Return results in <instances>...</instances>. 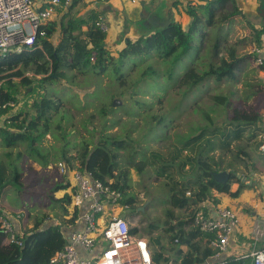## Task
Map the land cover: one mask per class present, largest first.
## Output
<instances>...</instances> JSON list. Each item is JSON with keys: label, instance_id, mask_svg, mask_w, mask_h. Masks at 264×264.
I'll use <instances>...</instances> for the list:
<instances>
[{"label": "trees", "instance_id": "trees-1", "mask_svg": "<svg viewBox=\"0 0 264 264\" xmlns=\"http://www.w3.org/2000/svg\"><path fill=\"white\" fill-rule=\"evenodd\" d=\"M63 1L61 0L60 6L55 8L57 19L40 26L39 30L44 36L36 37L31 48L0 56V101H12L16 104L19 96L28 100L23 102V110L11 114L0 127V147L13 148L26 140L29 151L41 154L35 145L48 132L41 131L39 126L45 123L43 127L48 128V115L55 109V103L47 96L45 86L55 82L56 79H66L69 72L80 74L92 72L101 75L113 71L119 82L124 77L122 68L125 64L134 63L137 58L150 60L155 58L161 63L160 65H163L164 75L169 82L176 80L190 90L209 79L216 83H221L223 80L235 82L237 73L244 69L247 62L245 58L237 56L234 44H229L228 38L222 35L221 27L215 21L218 13L224 10L227 4H234L235 0H198L201 3H195L196 5L189 2L185 7V13L189 17L185 29L178 22L169 21L152 34L139 37L135 41L126 40L117 58L112 57L105 47L106 33L96 26L98 20L96 13L91 11L86 17L74 18L72 11L77 0H71L68 7H64ZM257 1L259 3L257 13L264 22V0ZM208 30H215V36L210 39L209 45L206 42ZM263 33L264 26L256 33L255 45L259 44ZM195 36H197V46L194 44ZM204 42L205 47L210 49L208 51L210 57L203 64L204 69L198 71ZM192 50H195L193 64L185 66L186 70L181 75L178 74V66ZM27 72H31L33 77L25 76ZM149 73V76H159L155 69H151ZM38 76L40 77L37 78ZM20 87H24L25 91L29 89L30 92L20 95ZM36 95L39 99L34 98ZM30 98L32 101L28 103ZM214 101L217 105L224 106L225 110L231 111L229 115L224 114L225 120L220 125L214 124L206 115L209 125L201 127L197 133H190V136L184 140L182 137L178 144L166 145L164 149L151 147L148 155L133 165L138 173L148 168L157 178L166 179L171 193L170 206L191 213L187 220H180L177 224L169 225L171 222H167L170 227L166 232L172 255L166 257L156 251L152 252L154 264L168 262L207 264L213 256L214 250L209 247L212 235L203 234L191 226L194 214L204 202L212 199L213 192L224 193L232 198L237 197L247 179L244 172L237 179L234 175L236 172L233 171L225 184L214 181L212 173L225 171L223 159L216 157L217 152L229 154L232 152L231 146L234 142H244L249 148V153L244 149L238 152L242 159L241 165L246 172L254 168L250 160L252 155L264 159V152L259 149L264 143L263 117L260 113L251 107L234 108L228 101L226 102L224 96H216ZM7 111L6 109L3 112L7 113ZM30 112H33L32 118ZM35 131L39 132L36 135L37 139L36 136L34 137ZM129 145L128 140L116 139L101 131L89 148L82 146L83 151L81 149L76 157L79 167L72 166L71 160L65 154L61 156V161L71 169L88 173L94 180L120 190L121 205L133 207L135 199L127 194V190L130 189L128 173L122 170L119 155L115 153L127 149ZM17 176V173L13 175V181L16 182ZM242 177L246 178L245 181H241ZM236 182L240 184V188L232 193L230 184ZM6 186L0 172V207L2 208H6L3 205L8 191ZM68 187L69 183L66 182L57 185L53 192ZM187 192L190 193L189 196H186ZM52 200L63 205L62 213L66 216L70 196L65 195L61 199ZM167 216H170V212ZM76 217L77 213L74 211L69 222L75 221ZM65 232L63 226L47 222L42 218L35 222L31 229L23 232V246L17 247L8 244L6 235L0 230V264H46L52 255L66 244ZM130 234L136 235L137 230L131 229ZM154 242L159 243L158 240ZM183 247L185 250L181 249ZM224 264H252V262L250 259H243Z\"/></svg>", "mask_w": 264, "mask_h": 264}, {"label": "rangeland", "instance_id": "rangeland-1", "mask_svg": "<svg viewBox=\"0 0 264 264\" xmlns=\"http://www.w3.org/2000/svg\"><path fill=\"white\" fill-rule=\"evenodd\" d=\"M258 5L257 0H235L234 4H227L215 20L229 44H234L237 56L247 61L244 69L237 73L235 82L223 80L216 83L209 79L188 90L176 80L169 82L164 75L163 65L155 58H137L134 63L125 64L122 68L124 77L119 82L113 71L101 75L69 72L66 79H56L46 84V94L54 101L55 109L48 115V128L43 127L45 123L39 126L41 131L48 132L35 145L41 154L29 151L26 140L0 152V172L8 190L3 205L24 215L25 229L42 218L63 227L73 225L74 221L64 219L63 205L52 200L53 189L68 181L64 176L67 170L65 164L59 160L65 154L72 166L79 167L76 157L82 146L89 148L98 133L103 131L106 135L126 139L130 143L127 149L115 153L119 155L122 170L128 173L130 189L127 194L134 197L135 204L134 208L129 206L116 212L127 217L131 229L137 230L136 235L149 239L153 252L171 256L166 229L173 223L187 220L191 213L170 206L171 193L166 179L157 178L148 168L138 173L133 165L147 156L151 147L164 149L166 145L178 144L182 137L184 140L190 133H197L201 127L209 125L206 115L214 124L220 125L225 120L224 114L229 115L231 111L217 105L214 101L216 96H224L234 108L251 107L264 117V73L253 66L251 59L256 33L264 26L263 19L257 13ZM76 9L72 12L74 18L82 12L81 7ZM214 36L215 30H208L207 44ZM194 44H198L197 36L194 37ZM209 50L204 42L198 71H202L203 64L209 60ZM110 51L111 56L117 58V53ZM193 60L195 50L178 66V74L186 70L185 66L193 64ZM151 69H155L159 76H149ZM25 76L33 77L31 72ZM19 91L20 95L30 92L29 89L25 91L24 87H20ZM34 98L39 99V96ZM114 100L120 101L116 107H112ZM26 101V98L19 96L15 104L17 111L23 110V102ZM31 101L30 98L28 103ZM9 111L7 114L13 113ZM33 116V112H30V118ZM34 133L35 137L39 132ZM231 148V153L217 152L216 157L223 159L226 172L233 170L241 173L242 159L238 150L244 149L249 153V148L241 141L234 142ZM250 160L251 163L256 161L255 156L252 155ZM40 163L51 168L53 163L57 166L62 164L64 173L60 177L54 170L36 174L32 170L41 168L43 165ZM15 173L18 175L16 182L13 181ZM67 210L71 211L69 205ZM169 212L170 216H167ZM167 222L171 223L168 225ZM156 240L158 244L154 242Z\"/></svg>", "mask_w": 264, "mask_h": 264}, {"label": "built area", "instance_id": "built-area-1", "mask_svg": "<svg viewBox=\"0 0 264 264\" xmlns=\"http://www.w3.org/2000/svg\"><path fill=\"white\" fill-rule=\"evenodd\" d=\"M139 1L130 0L133 4ZM70 3L71 0L63 1L64 7H68ZM60 4L61 0H0V56L31 48L36 37L44 36L39 30L40 26L52 19L56 13L55 8ZM96 26L102 32L108 31L102 19L98 18ZM251 57L253 66L264 73V33L259 44L251 49ZM15 108L12 101H0V112ZM259 149L264 152V143ZM58 167L63 174L65 169L62 164ZM71 181L73 191L70 194V212L85 209L76 221L83 228L73 232L63 248L55 252L46 264H154L149 240L143 236L131 235V224L127 217L116 212L126 208L121 205L120 190L94 180L90 174L80 170H71ZM186 195L189 196L190 193L187 192ZM106 215L107 219L103 217ZM19 217L17 215L16 220ZM238 221V214L225 207L216 206L209 213L201 206L195 212L191 226L203 234L212 235L209 247L214 250V254L207 264H224L243 259H250L252 264H264V249L253 246L247 252L230 253ZM0 230L6 235L8 244L23 246V233L16 229L12 214L2 207ZM257 233L258 231L255 236Z\"/></svg>", "mask_w": 264, "mask_h": 264}, {"label": "crops", "instance_id": "crops-1", "mask_svg": "<svg viewBox=\"0 0 264 264\" xmlns=\"http://www.w3.org/2000/svg\"><path fill=\"white\" fill-rule=\"evenodd\" d=\"M189 2L195 4L198 0H140L135 4L131 3L130 0H108L106 2L98 0H77L73 10L79 7L82 8V12L75 18L86 17L91 11L95 12L96 17L102 19L108 27L105 47L118 55L124 48L126 40L135 41L139 37L152 34L156 29L162 27L169 21L178 22L185 29L189 23V17L185 13V7ZM57 17L58 14L55 13L50 21L57 19ZM153 18H156V23H158L157 28L153 27L150 23V20ZM14 111H17V106L15 110H10L9 112L15 113ZM6 114V112H0V127L4 125L5 119L11 115L9 113ZM5 149L8 148L0 147V152ZM252 163L254 164V168H251L248 172L243 169L241 172L247 175V179L242 177L241 181H245L246 179L244 182L245 186L240 190L237 197L232 198L224 193L213 192L212 199L201 205L209 213L213 212L214 207L220 206L233 210L238 214V225L235 229L234 239L230 245V253L234 254L241 253L242 251H250L253 246L256 249H264V159L256 158V161L253 160ZM27 165L32 168L29 164ZM52 167L46 165L41 166V168H32V171L36 174L41 172L46 174L49 170H54L57 176L60 177L61 172L57 164L53 163ZM64 167L67 169L64 176L68 178L67 182L69 183V187L53 192L52 197L54 199H61L65 195L70 196L73 191L71 173L69 172L70 168L67 165H64ZM231 171L232 174L233 170ZM241 173L236 174L237 179L240 178ZM239 188L240 184L237 182L230 184V192L232 193L237 192ZM213 199L215 202H213ZM5 209L12 214L14 224L19 232L23 233L25 230L33 227L29 225L25 229L24 215L20 211L11 210L8 207ZM84 211V208L75 211L77 217L73 225H64L65 227L63 228L66 231L65 235L67 239L73 232L83 228L81 223L76 221ZM15 215L21 218L19 217V220H16ZM72 215L73 213L69 211L66 216H63L65 220H68ZM103 217L108 218L107 215ZM256 231L258 233L255 236ZM181 249L185 250V247Z\"/></svg>", "mask_w": 264, "mask_h": 264}, {"label": "water", "instance_id": "water-1", "mask_svg": "<svg viewBox=\"0 0 264 264\" xmlns=\"http://www.w3.org/2000/svg\"><path fill=\"white\" fill-rule=\"evenodd\" d=\"M150 23L152 24L153 27L157 28V24L156 23V18H153L150 20ZM120 104V101L114 100L112 103V107H116L117 105ZM232 171L230 172H216V173H212V178L214 181H216L219 184H225L226 182H228L230 174ZM234 175H236V173H234Z\"/></svg>", "mask_w": 264, "mask_h": 264}]
</instances>
